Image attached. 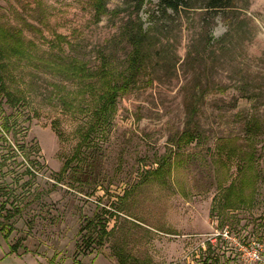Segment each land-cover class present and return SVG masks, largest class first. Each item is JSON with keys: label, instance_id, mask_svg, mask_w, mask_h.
<instances>
[{"label": "rangeland", "instance_id": "374dc122", "mask_svg": "<svg viewBox=\"0 0 264 264\" xmlns=\"http://www.w3.org/2000/svg\"><path fill=\"white\" fill-rule=\"evenodd\" d=\"M158 1H144V26ZM235 2L227 17L237 30L225 44L217 43L227 27L220 13L189 8L158 22L151 65L96 122L98 80L72 78L48 62L77 58L94 74L106 55L119 72L130 51L118 35L124 12L97 21L88 0H0V23L35 44L32 58L12 60L5 75L21 103H0L1 135L9 116L29 157L20 151L22 164L6 160L1 136L0 202L19 212L10 235L0 232V264H264L263 182L254 204L222 225L210 215L217 175H235L234 167L217 168L216 139L241 135L245 115L264 117V0ZM194 93L202 94L204 136L177 149ZM257 149L264 170V133ZM26 166L34 173L25 176ZM104 221L109 233L99 242L93 225ZM225 229L236 242L260 243L261 259H243Z\"/></svg>", "mask_w": 264, "mask_h": 264}, {"label": "trees", "instance_id": "16d2710c", "mask_svg": "<svg viewBox=\"0 0 264 264\" xmlns=\"http://www.w3.org/2000/svg\"><path fill=\"white\" fill-rule=\"evenodd\" d=\"M88 1L93 9L94 19L97 21L102 19L103 16H120L124 12L125 18L120 17L121 23L118 28V35L130 46L126 64L119 72L113 73L112 62L114 61L110 57L103 55L101 64L94 70V74L89 71L84 61L77 58L69 61L51 59L48 64L49 66H56L57 69L72 78H78L79 80L89 79L92 82L95 79L98 80L100 91L96 95V122H101L107 117V114L115 104L116 98L125 94L132 86L137 84L142 71L145 72L148 66L151 65L149 63L151 57L149 49L154 44L152 38L155 30L159 27L158 22L166 21L171 14L179 17L183 11L189 8H201L213 14L220 13L225 20L226 31L217 40V43L225 44L226 40L232 38L237 30L233 21L227 17V13L234 10L232 8L235 6V0H207L204 5L199 6H195L192 0H159L150 11L153 19L148 26H144L139 16L145 0H122L123 6L112 9L107 6L109 0ZM34 48L35 44L31 40H26L21 30L10 29L0 23V103L2 100L10 106L21 103L22 97L7 85L5 75L12 60L19 58L31 59ZM251 96L256 99L261 96V93H253ZM201 98V93H194L185 103L183 129L174 143L177 149L197 142L204 136L197 120ZM9 119V116H5L1 123V130L4 135L0 133V138L2 136V143H6L3 154H5L6 160L10 161V159H13L20 165L23 163L18 157L20 151L24 157L28 159L29 157L25 152L27 151L26 147L18 143L16 131L13 130ZM263 133L264 117L248 114L244 117L241 135L221 136L214 143V151L217 155L215 159L217 168H225L224 174H227L231 167L235 168L233 177L228 175L223 177L219 173L216 179L218 192L212 198L210 215L221 216V225L223 224V219L228 218V214L237 207L253 205L258 184L259 182L264 183V170H262L257 160L259 156L257 155V138ZM9 135H11L12 139L8 138ZM62 170H64V167H62ZM155 170H158V168ZM32 172L34 173L32 169L25 167V176L32 174ZM6 204V199L0 202V232L5 237H8L13 229L9 220L19 212V209L18 207L7 208ZM93 226L99 227L100 234L97 240L101 242L102 237L109 233L106 229V222H100L99 226L95 224ZM92 240L94 241L95 239ZM17 247H19L18 243L11 244V248L16 249ZM208 260H211V257L207 256L203 262L206 263ZM211 262L209 261L206 264H211Z\"/></svg>", "mask_w": 264, "mask_h": 264}, {"label": "built area", "instance_id": "2783aa9c", "mask_svg": "<svg viewBox=\"0 0 264 264\" xmlns=\"http://www.w3.org/2000/svg\"><path fill=\"white\" fill-rule=\"evenodd\" d=\"M229 231L224 230L222 235L224 238L232 240L236 246L237 250L241 253L243 259L247 261H258L261 259L262 245L256 241H252L249 244L236 242L234 238L228 235Z\"/></svg>", "mask_w": 264, "mask_h": 264}]
</instances>
